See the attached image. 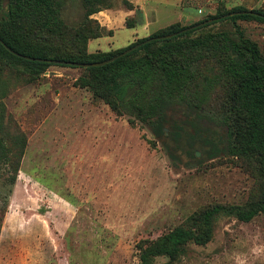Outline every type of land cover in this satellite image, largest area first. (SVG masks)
<instances>
[{
	"label": "rangeland",
	"instance_id": "1",
	"mask_svg": "<svg viewBox=\"0 0 264 264\" xmlns=\"http://www.w3.org/2000/svg\"><path fill=\"white\" fill-rule=\"evenodd\" d=\"M131 2L136 13L126 19L133 18L134 27L121 24V9H128L122 0L101 2L113 6L93 18L112 34L92 40L89 52L122 48L171 24L190 25L239 5L264 10V0ZM63 3L65 21L78 24L82 0ZM31 24L37 39L48 34ZM236 25L264 53L262 20L218 22L192 36H236ZM72 34L56 44L70 49ZM62 65L33 78L23 63L0 54V139L14 152L23 150L17 173L9 163L0 165V264H140L141 240L168 233L202 206L247 201L255 179L236 158L203 144L205 137L219 143L220 131L196 133L186 106L168 108L164 120L151 125L118 114L82 85L87 67ZM201 70L215 75L222 66L209 61ZM229 94V82L222 81L207 111L222 119ZM151 264H264V213L248 222L221 218L208 243H189L176 259L160 255Z\"/></svg>",
	"mask_w": 264,
	"mask_h": 264
},
{
	"label": "trees",
	"instance_id": "2",
	"mask_svg": "<svg viewBox=\"0 0 264 264\" xmlns=\"http://www.w3.org/2000/svg\"><path fill=\"white\" fill-rule=\"evenodd\" d=\"M102 1L82 0L85 10L82 20L78 24H68L62 14L63 0H0L6 5L0 15V38L23 55L97 63L149 38L179 32L168 38L151 39L104 65L87 67L89 77L80 79L82 85H90L118 114L129 113L151 125L161 123L168 108L186 106L192 117L188 122L196 133L220 131L219 143L212 137H205L203 144L208 145L212 153L223 151L236 158L240 167L255 179L244 204L216 202L202 206L168 233L137 244L140 264H151L160 255L176 259L189 243L203 245L211 241L219 219L235 217L248 222L264 213V53L255 41L244 36L238 25L236 36L227 31L192 36L199 29L218 22L264 21V10L239 5L209 16L213 21L203 26L182 31L208 18L184 26L171 24L122 48L89 52L91 39L112 34V30H107L92 17L113 6L112 3L102 6ZM122 3L128 9L135 8L130 0H122ZM34 22L48 34L37 39L31 24ZM126 24L134 27L135 20L128 17ZM70 31H73L71 48L65 49L59 42H64ZM0 54L23 63L25 73L33 78L47 66L62 65L25 59L9 51L1 42ZM209 61H217L222 66L219 74L202 72L201 65ZM222 81L229 82L230 105L221 119L207 111L206 106L213 90ZM193 137L186 138L189 144ZM18 140L26 144L25 138ZM22 155L23 150L14 152L0 139V165L9 163L17 173ZM9 179L13 183L16 176Z\"/></svg>",
	"mask_w": 264,
	"mask_h": 264
},
{
	"label": "water",
	"instance_id": "3",
	"mask_svg": "<svg viewBox=\"0 0 264 264\" xmlns=\"http://www.w3.org/2000/svg\"><path fill=\"white\" fill-rule=\"evenodd\" d=\"M246 12V11H245ZM213 19H208V20H205V21H202L198 24H195V25H191L189 27H186L184 28L182 31H187V30H190V29H193V28H196L198 26H202L206 23H209V22H212ZM179 32H174L172 34H169V35H165V36H157V37H152V38H149L145 41H142V42H139V43H136L135 45H133L132 47L126 49L125 51L121 52L120 54L116 55V56H113L111 57L110 59H107L105 61H102V62H97V63H78V62H74V61H62V60H53V59H42V58H35V57H31V56H28V55H23V54H20L16 51H14L11 47H9L7 44H5V42L0 38V42L9 50L11 51L12 53L18 55V56H21L25 59H29V60H38V61H46V62H50V63H56V64H67V65H72V66H84V67H90V66H100V65H104L108 62H111L113 60H115L116 58L120 57V56H123L125 55L126 53L136 49L137 47H139L140 45H142L143 43L147 42V41H150L151 39H162V38H168V37H171V36H174V35H177ZM197 155H199V152L197 151Z\"/></svg>",
	"mask_w": 264,
	"mask_h": 264
},
{
	"label": "crops",
	"instance_id": "4",
	"mask_svg": "<svg viewBox=\"0 0 264 264\" xmlns=\"http://www.w3.org/2000/svg\"><path fill=\"white\" fill-rule=\"evenodd\" d=\"M130 1H136L137 4L139 5V2H140V1H144V0H130ZM139 7H141V6L139 5ZM137 9H138V8H137ZM121 10L123 11L121 17H119V18L121 19V24H125V23H126L125 20H126V17H127V16H130V15L133 16V15L136 13V10H134V9H121ZM121 10H120V11H121ZM106 11H110V9H106ZM106 11H105V10H101V11L95 13L93 16L97 18V16H99L100 13H104V12H106ZM118 12H119V11H118ZM93 16H92V17H93ZM112 16H114V14H113ZM102 25H103V26H107V27H109V25L105 24L104 22H102ZM92 40H94V39H91V40L89 41V44H90V42H91Z\"/></svg>",
	"mask_w": 264,
	"mask_h": 264
}]
</instances>
